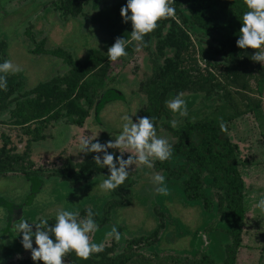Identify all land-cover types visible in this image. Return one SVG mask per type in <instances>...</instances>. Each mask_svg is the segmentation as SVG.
Here are the masks:
<instances>
[{"label":"trees","instance_id":"trees-1","mask_svg":"<svg viewBox=\"0 0 264 264\" xmlns=\"http://www.w3.org/2000/svg\"><path fill=\"white\" fill-rule=\"evenodd\" d=\"M44 1L62 21L88 17L104 47L77 59L62 48L44 49L42 38L33 52L59 59L65 72L22 92L19 76L7 75V90L0 89V125L18 129L17 135L25 139L18 137L12 142L8 135H0V178L21 176L31 180L35 191L42 179H53L75 189L89 184L96 176L107 177V167L101 168L93 159L103 153L80 151L74 158L60 151L58 163L46 169L31 161L32 143L49 138L45 131L55 124L80 127L86 118L93 119L104 104L102 96L117 93L108 88L119 83L114 81L113 65L118 69L115 75L120 76L128 58L141 53L148 62V72L127 84L119 78L124 87L131 84L129 98L136 102L132 122L148 116L157 135L167 138L173 150L170 159L154 160L150 170L164 176L165 186L180 200L197 202L210 221L190 237L196 241L191 255L157 252L154 246L165 228L166 216L153 206L156 225L148 233L119 241L112 238L103 244L102 252L93 253L86 260L69 252L63 258L64 264H236L248 200L241 168L246 162L239 160V145L233 140L240 137L238 130L251 118L264 145V64L251 59L255 51H264V47L253 50L236 46L242 15L247 11L244 0H174V4L169 0L175 8L174 17L159 20L156 29L145 35L144 47L131 41L132 24L124 22L120 15L127 0ZM116 38L130 43L126 56L111 61L107 50ZM3 62L0 43V63ZM178 93H183V99L190 104L195 100L193 103L200 107L187 116L172 114L165 101ZM221 119L227 131H221ZM173 120L177 121L175 128ZM21 142L23 148L17 146ZM107 151L114 157L122 155L120 149ZM123 158L128 159L125 155ZM132 176L129 172L122 185L110 190V198L98 209L83 206L75 211L81 219L89 208L96 214L93 218L99 229L90 234L91 242L123 203L115 194L134 184ZM18 210L13 209L12 214ZM47 221L52 226L55 218ZM213 238L217 241V255L210 248ZM26 251L18 241L11 248L0 247V258L9 259L10 264H42L33 261L31 251ZM263 258L264 252L258 264H264Z\"/></svg>","mask_w":264,"mask_h":264},{"label":"rangeland","instance_id":"rangeland-1","mask_svg":"<svg viewBox=\"0 0 264 264\" xmlns=\"http://www.w3.org/2000/svg\"><path fill=\"white\" fill-rule=\"evenodd\" d=\"M94 26L88 17L62 21L45 5L44 0H0V43L3 45L4 61L11 60L21 69L15 73L21 80L19 90L25 91L66 70L59 59L33 52L32 49L42 38L44 49L62 48L75 58L82 59L92 49L103 50L104 44ZM124 67L125 70L119 76L115 75L118 71L117 65H113L114 81H118L120 85L113 84L108 88L116 89L119 97L103 101L104 104L96 115L97 121L95 116L93 119L91 116L80 127L55 124L45 131L49 138L32 143L30 159L35 166L50 169L52 164L58 163L57 156L60 151L77 158L82 137L96 136L93 142L98 141L101 144L115 141V137L122 131L125 122L123 117L130 116L132 120L136 106L135 100L129 98L131 84L126 88L119 78L124 79L126 84L135 82L149 70L146 57L141 53L128 58ZM185 101L187 113L200 107L193 103L195 100L191 104ZM262 102L261 111L264 114V99ZM167 109L171 111L168 107ZM171 113L175 115L172 111ZM238 131L240 137H235L233 141L239 145V160L246 162L241 168L248 203L236 264H258V258L264 252V210L257 207L264 198V145L251 118ZM18 132V129L11 126L0 125V135H8L12 142L18 137L25 139L23 135L18 136ZM17 146L23 148V143ZM121 152H125L122 155L127 157L135 156L131 150L120 149ZM128 171L133 174L134 184L115 194L117 200L123 203L112 213L109 224L95 235L92 242L109 243L110 239L105 238L106 233L114 226L121 233V239L148 233L156 225V216L152 211L155 206L158 212L166 216L165 228L154 246L157 252L191 255L196 246V241L191 239L192 235L200 232L209 223L210 217L202 213L197 202H183L180 196L171 193L172 190L168 188V195L158 194L156 188L159 185H154L152 180L153 175L159 174L158 172L139 164L130 165ZM103 178L96 176L89 184L75 189L67 188L53 179H42L41 186L35 191L31 180L21 176L9 175L0 178V247L11 248L18 241H22V233L18 234L12 228L20 219L35 223L39 219L55 218L58 209L74 212L83 206L98 209L111 195L110 190L104 191L99 187ZM13 209H19L15 212L16 215L12 214ZM3 232L6 234L3 235ZM216 242L213 238L210 246L215 255L218 254L214 247ZM204 245L202 243V247ZM35 247L33 240V248ZM11 262L4 257L0 258V264Z\"/></svg>","mask_w":264,"mask_h":264},{"label":"clouds","instance_id":"clouds-1","mask_svg":"<svg viewBox=\"0 0 264 264\" xmlns=\"http://www.w3.org/2000/svg\"><path fill=\"white\" fill-rule=\"evenodd\" d=\"M174 4V0H172ZM247 11L242 15V27L239 31V39L236 46L239 49H261L264 47V0H244ZM130 13V15H129ZM120 15L124 22L130 21L132 31L131 41L138 42L140 47L146 46L144 37L151 33L158 26L157 22L163 18L174 17L175 8L170 6L169 0H127L125 6L120 9ZM130 43L125 38H116L114 44L107 50V57L111 61H117L126 56V46ZM251 59L264 64V51H255ZM21 71L18 65L11 60L0 63V89L7 90V75ZM167 107L180 116H187V104L183 99V93H178L174 98L165 101ZM121 133L115 137V141H108L101 144L96 139L82 137L81 152L103 153V156H95L94 162L101 168L107 167L109 175L103 178L99 185L101 190H116L129 176L130 165H142L152 168L154 160L166 161L172 156V145L169 140L157 135L153 120L148 116L132 122L130 116L123 117ZM172 126H177V121H171ZM221 131H227L226 123L221 119ZM107 149L131 150L135 156L129 155L124 159L123 155L114 157ZM125 152H121L123 154ZM153 184L159 185L156 191L160 195H168L165 186V177L154 174ZM257 207L264 210V198ZM92 209L89 208L84 218H79V213L71 210L58 209L55 215V223L49 226L47 219H39L37 223H29L20 219L14 223L12 228L18 234L22 233V246L25 250H31L33 261H40L42 264H64V256L72 252L82 259H88L93 253L103 251V243L91 242L90 234L99 229L94 220ZM33 227L35 231H33ZM33 237L36 247L33 248ZM54 237V239H53ZM106 239H121V233L114 226L106 233Z\"/></svg>","mask_w":264,"mask_h":264},{"label":"water","instance_id":"water-1","mask_svg":"<svg viewBox=\"0 0 264 264\" xmlns=\"http://www.w3.org/2000/svg\"><path fill=\"white\" fill-rule=\"evenodd\" d=\"M118 97H119V95L117 93L111 92L107 95L102 96L101 102H103L104 100L109 99V98H118ZM97 114H98V111L94 114L96 121H97V117H96Z\"/></svg>","mask_w":264,"mask_h":264}]
</instances>
